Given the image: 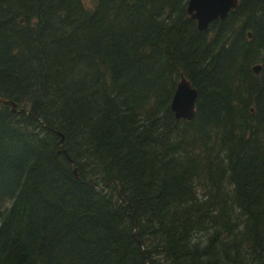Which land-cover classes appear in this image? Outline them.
I'll return each instance as SVG.
<instances>
[{"label": "trees", "instance_id": "trees-1", "mask_svg": "<svg viewBox=\"0 0 264 264\" xmlns=\"http://www.w3.org/2000/svg\"><path fill=\"white\" fill-rule=\"evenodd\" d=\"M187 4L0 0V264H264V0Z\"/></svg>", "mask_w": 264, "mask_h": 264}, {"label": "water", "instance_id": "water-1", "mask_svg": "<svg viewBox=\"0 0 264 264\" xmlns=\"http://www.w3.org/2000/svg\"><path fill=\"white\" fill-rule=\"evenodd\" d=\"M238 6V0H188L187 16L196 22L197 29L200 32L206 31L214 21L223 22L230 12H233ZM250 38V34H248ZM254 75L258 76L261 72V66L255 65L252 68ZM197 100V91L191 86L190 82L181 77L172 97L170 109L176 121H191L195 114V103ZM0 105L11 107V113H18L15 104L0 99ZM23 111V110H22ZM60 139V145L64 138L61 133L57 132ZM65 158L72 164L71 158L63 150H59ZM76 175V169L73 170Z\"/></svg>", "mask_w": 264, "mask_h": 264}, {"label": "bare ground", "instance_id": "bare-ground-1", "mask_svg": "<svg viewBox=\"0 0 264 264\" xmlns=\"http://www.w3.org/2000/svg\"><path fill=\"white\" fill-rule=\"evenodd\" d=\"M5 101H6V100H5ZM6 102H11V103H12L13 101H8V100H7ZM13 103H14V102H13ZM14 104H15V103H14ZM6 106H7V105H6ZM15 106H16V105H15ZM18 113H21V111H18ZM13 114H16V113H13Z\"/></svg>", "mask_w": 264, "mask_h": 264}, {"label": "rangeland", "instance_id": "rangeland-1", "mask_svg": "<svg viewBox=\"0 0 264 264\" xmlns=\"http://www.w3.org/2000/svg\"><path fill=\"white\" fill-rule=\"evenodd\" d=\"M85 2L87 1V0H84Z\"/></svg>", "mask_w": 264, "mask_h": 264}]
</instances>
